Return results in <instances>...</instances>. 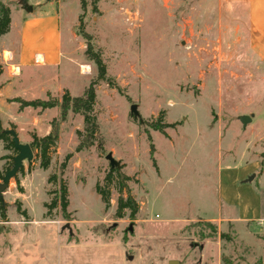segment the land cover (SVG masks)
I'll return each mask as SVG.
<instances>
[{
    "label": "rangeland",
    "instance_id": "obj_1",
    "mask_svg": "<svg viewBox=\"0 0 264 264\" xmlns=\"http://www.w3.org/2000/svg\"><path fill=\"white\" fill-rule=\"evenodd\" d=\"M37 1L0 0V5H7L16 19L17 10L28 12ZM59 1L60 67L14 74L18 70L4 62L0 48V87H14V94L25 99L42 94L21 87H51L45 97L82 94L97 68L85 56L80 25L106 63L113 82L98 80L95 86L99 132L94 144L77 150L84 138L77 132L83 130V115L70 110L60 121L52 154L49 174H59L60 164L67 163L63 177L75 221L53 210L65 235L88 246L111 239V264H169L171 259L222 264L224 254L234 264L263 261L264 61L251 57L248 46L238 41L234 7L225 0H98L94 11L90 2L84 10L80 0ZM36 111H18L16 102L0 101V118L17 122L23 142L32 139L33 131L51 130V120L60 116L58 109L34 126ZM243 116L249 119L243 122ZM155 123L174 125L161 132ZM0 124L13 126L10 120ZM109 153L116 170L111 204L105 207L95 185L104 184L112 171ZM46 173L39 168L25 183L26 202L38 219L42 200L51 199L49 191L58 187L52 183L45 190ZM122 175L130 177L124 181L139 204L135 219L129 210L115 218ZM8 204L13 214L14 202ZM42 225L28 226L37 234Z\"/></svg>",
    "mask_w": 264,
    "mask_h": 264
},
{
    "label": "crops",
    "instance_id": "obj_2",
    "mask_svg": "<svg viewBox=\"0 0 264 264\" xmlns=\"http://www.w3.org/2000/svg\"><path fill=\"white\" fill-rule=\"evenodd\" d=\"M232 8L234 7L237 15L236 33L238 41L248 46L250 56L264 61V0H225ZM38 6L33 7L28 12L23 9L17 10V18L11 16L10 29L0 38V48H2V58L4 52L12 53V60L7 61L9 65L15 67L18 71L14 74H21L24 70L40 71L43 69H57L62 64L63 60V38H62V16L61 5L59 0H38ZM20 18V19H19ZM4 60V58H3ZM5 62V61H4ZM34 79L29 78V82L33 83ZM14 87H0V101L4 104L15 102L9 101L10 98L16 95L12 91ZM25 91L29 88L39 90L42 97L47 98L45 92L50 93L51 87H21ZM53 88V87H52ZM61 87H57L59 89ZM47 90V91H45ZM22 97V96H21ZM26 108L35 109L31 106ZM58 106L52 108L41 109L37 108L35 116H32L34 126L40 122H47L50 115L58 113ZM60 112V109H59ZM16 125L17 122L9 119ZM7 120V121H9ZM0 121H3L0 118ZM10 129V126H3ZM15 129L17 127L15 126ZM50 130H48L49 132ZM35 133V131H33ZM46 132L45 134H47ZM45 134H39L43 136ZM20 141H22L21 135ZM32 135V134H31ZM32 137V136H31ZM31 141V140H30ZM23 142V143H30ZM2 144V145H1ZM3 148V149H2ZM3 150L6 153H3ZM9 153L4 147V143L0 141V170L6 165L8 159L4 161L1 156ZM33 158L31 163L24 161V171L17 174L20 185L24 191H18L17 181H10L8 191L4 193L6 199L9 193L12 199H6L12 204L17 199L22 202V206L27 210L28 217L25 218L15 212L11 214L8 211L7 220L0 218V264H111L113 259V247L109 240L97 243L95 245H84L79 243L80 239H69L62 231L60 218L46 216L45 202L50 199L42 200V213L40 219L35 218L26 202L28 200V188L26 180L32 182L33 174L40 167L39 160ZM44 169L46 173L45 190L52 183L48 182V174L50 167ZM26 164V165H25ZM33 164H37L33 167ZM31 168L29 169V166ZM22 174V175H21ZM73 214V213H72ZM74 217V214H73ZM234 219V217H228ZM75 221V217L73 219ZM31 223L43 224L42 227L36 229L34 234L30 231L28 225ZM24 224L25 229L20 226ZM50 226V227H49ZM49 227V228H48ZM71 233V232H70ZM2 244H4L2 246ZM120 251L119 247H116ZM121 252V251H120ZM94 255V256H93ZM130 256L126 253V261ZM264 262V259H263ZM129 264V263H128Z\"/></svg>",
    "mask_w": 264,
    "mask_h": 264
},
{
    "label": "trees",
    "instance_id": "obj_3",
    "mask_svg": "<svg viewBox=\"0 0 264 264\" xmlns=\"http://www.w3.org/2000/svg\"><path fill=\"white\" fill-rule=\"evenodd\" d=\"M82 4V8L85 10L88 2L93 6V10H97V2L98 0H80ZM10 8L5 5H0V38L3 34L7 33L10 29L11 23V14ZM79 33L83 35L87 42V48L85 50V56L87 59L93 61L97 68V76L94 80H91L90 83L84 88V91L80 95H71L68 91H65L62 96L52 97L48 96L47 98H33V99H25L21 96H15L9 99V101H15L19 103V110L24 109L25 107L31 106L33 108H52L58 106L60 109L59 118H53L51 120V130L43 135L39 136L36 133H32V139L30 141V145L34 151V158L39 160L40 167L46 169L50 166L52 160V154L54 153L55 146L59 139V131H60V121L65 120L68 116L69 111H73L74 113H80L83 115V130L78 129L77 132L81 135H84L82 141L77 145V150H81L82 148L89 147L94 144L96 136L99 132V123L97 119V115L94 113V108L96 104V83L98 80H105L108 82L111 81L110 78L107 77V66L104 62L101 53L94 48V44L92 42V35L87 33L83 26L80 25ZM174 123H155L153 126L155 129L160 130L161 132H165L164 128L166 126H172ZM10 129H15V125ZM0 141L4 143V147L7 150H11L12 152L2 155L1 158H7L8 161L4 166V170H0V179L3 178L6 170L11 168L13 164V157L18 153L14 142L13 135L11 131L7 128H3L0 126ZM150 150L153 153L154 145L151 143ZM70 155L67 156V158ZM31 163V160L29 161ZM67 163L63 161L59 167L58 173H50L48 175V182L57 184L58 187L53 191H49L54 194V196L50 199V201L45 202L44 206L46 207V216H52L53 210L59 209L62 219L67 221L73 220V214L69 210L70 199H69V185L67 181L64 179L63 174ZM112 171L108 173L104 179V184H100L99 182L95 185V190L98 194H100L105 207H109L111 204V182L113 179V171L116 170L115 166H112ZM24 171V165L20 168L19 172ZM17 181V187L19 191H23V187L20 185V181L18 176L14 177ZM128 175H122V179L120 181V194L117 199V207L115 211V218L120 219L125 217L126 210H129V217L131 219H135L137 213L139 212V204L136 199L131 194L129 188L125 184V179H129ZM128 188V189H127ZM127 189V195H124L123 190ZM16 207V211L23 215L25 218L28 217L27 210L23 208L22 202L20 200H16L14 202ZM8 206L9 204L4 200V197L0 195V218L2 220H7L8 217ZM221 236H228L227 233H221ZM124 242H126V236L123 238ZM222 264H234L231 256L224 254L222 255ZM251 264H264L262 260H257Z\"/></svg>",
    "mask_w": 264,
    "mask_h": 264
},
{
    "label": "water",
    "instance_id": "obj_4",
    "mask_svg": "<svg viewBox=\"0 0 264 264\" xmlns=\"http://www.w3.org/2000/svg\"><path fill=\"white\" fill-rule=\"evenodd\" d=\"M32 9V6H29V10ZM135 105L132 106V109L134 110ZM243 122H246L249 117L248 116H243L241 117ZM13 135V142L14 145L16 147V149L18 150V153L16 155H14L13 157V164L11 166V168H9L8 170H6L2 181L0 182V195L3 196L4 193L6 192V190L8 189L9 183L11 181L12 178H14L20 171V168L24 165V161H30L34 158V151L30 145V143H23L20 141V138L16 132L15 129H9ZM107 158L110 159V163L112 166H114V159L112 157V155L109 153L107 154ZM251 177H249L250 179ZM169 264H181L179 260L177 259H171L169 261Z\"/></svg>",
    "mask_w": 264,
    "mask_h": 264
},
{
    "label": "built area",
    "instance_id": "obj_5",
    "mask_svg": "<svg viewBox=\"0 0 264 264\" xmlns=\"http://www.w3.org/2000/svg\"><path fill=\"white\" fill-rule=\"evenodd\" d=\"M7 54H8V55H6V52H4V55H3V58H4V61H5V62L10 61V60H12V58H13L11 52H7Z\"/></svg>",
    "mask_w": 264,
    "mask_h": 264
}]
</instances>
